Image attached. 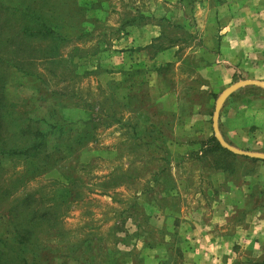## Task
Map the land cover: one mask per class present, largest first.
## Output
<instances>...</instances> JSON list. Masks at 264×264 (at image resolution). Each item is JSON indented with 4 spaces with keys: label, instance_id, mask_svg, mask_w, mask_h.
I'll list each match as a JSON object with an SVG mask.
<instances>
[{
    "label": "crops",
    "instance_id": "crops-1",
    "mask_svg": "<svg viewBox=\"0 0 264 264\" xmlns=\"http://www.w3.org/2000/svg\"><path fill=\"white\" fill-rule=\"evenodd\" d=\"M152 1L157 7L147 9L155 20L128 23L114 41L120 60L110 74L113 103L123 106L114 120L129 129L109 158L127 148L128 165L147 174L137 208L158 220L143 232V250L161 249L159 263L182 256V264H264V161L202 148L215 136L219 96L239 80H264V0ZM170 17L193 30L167 39ZM139 93L145 101L134 110L131 97ZM219 126L232 145L264 150V88L230 92ZM150 251L144 255L155 259Z\"/></svg>",
    "mask_w": 264,
    "mask_h": 264
},
{
    "label": "rangeland",
    "instance_id": "rangeland-1",
    "mask_svg": "<svg viewBox=\"0 0 264 264\" xmlns=\"http://www.w3.org/2000/svg\"><path fill=\"white\" fill-rule=\"evenodd\" d=\"M0 4L17 7L20 11L26 9V12L18 13L20 18L16 24L22 22L29 11H34L35 17L31 20H34L39 30L49 24L60 32L62 38L68 39L64 45H60L61 57L54 61L41 59L47 48L39 35L31 39V56L35 57L34 64L30 66L33 74L14 68L1 70L3 66H0L5 80V93L13 110L23 116L37 118L38 122H33L32 129L46 131L49 149L61 148V154L57 157L64 155V152L66 156L60 171H50L35 180H31L34 176L31 172L17 175L22 178L21 187L12 194L16 199L10 201L12 206L32 193L33 207L38 211L37 219L43 218V203L46 202L50 207V222L39 223L35 227L39 243L37 247L44 256H39L38 262L182 264V256L177 260L169 258L159 263L157 259H160L161 249L143 250L146 246L143 232H148V227L151 229L154 223H158V220L148 221L142 209L135 207L136 191L144 183L141 175L147 174H144L139 164L138 168L136 164L133 167L128 165L127 157L132 155L124 153L127 148L116 158H109V149L112 146L121 147L129 128L98 111V107L90 109L89 106L97 102L117 112L123 110L119 101L110 104L114 86L110 78L111 66L120 60L112 54L117 51L113 49L114 41L126 32L128 21L155 20L147 7H157V2L0 0ZM170 18H167V39L193 30L179 29L173 24L174 18ZM74 25L76 27H72ZM170 69L172 72L173 68ZM139 105L137 103L133 109ZM92 115L99 118L97 124L90 121ZM11 118L13 123H24L22 118ZM99 151L102 156L97 155ZM139 157L142 155L137 156L138 160ZM14 164L22 165L26 161L19 158L7 161L9 168ZM155 166L156 163H152L149 169ZM34 167L30 164L31 169ZM41 170L38 168L37 172ZM12 172L7 171L6 178L11 177ZM112 179L125 185L114 187ZM5 183L8 181L2 183L3 186ZM8 206L0 204V208H6L5 211ZM194 206L191 202L186 210H192ZM2 228H5L4 220L0 219ZM19 247L26 248L24 245ZM160 247H165V244H160ZM145 251H150L155 259H148L150 255L146 257Z\"/></svg>",
    "mask_w": 264,
    "mask_h": 264
},
{
    "label": "trees",
    "instance_id": "trees-1",
    "mask_svg": "<svg viewBox=\"0 0 264 264\" xmlns=\"http://www.w3.org/2000/svg\"><path fill=\"white\" fill-rule=\"evenodd\" d=\"M19 12H26V9H21L20 11L17 7H8L0 4V66H3L1 70L14 68L27 74H33L30 66L34 64L33 60H35V57L31 56L33 46L30 40L39 35L40 41L44 42L47 48L44 50L45 54L41 59L54 61V59L61 57L60 45H64V41L68 39L62 38L59 34L60 32L53 26H49V24L43 25L39 30L34 20H31V18L35 17L34 11H29L27 15H24V20L16 24L17 19L20 18ZM131 22L133 21L130 20L127 24ZM72 27H76V25ZM80 37L81 35L77 36V38ZM4 81L3 72L0 71V204H9V208L6 211V208H0V219L4 220L5 226V228L0 229V264H42V262H38V257L43 255L41 249L37 247L39 243L38 239H36L37 232L35 227L39 223L50 222L48 216L50 207L46 202L43 203L41 206L43 218L37 219L36 214L38 211L33 207L31 198L34 195L32 193L27 194L25 198L12 206L10 201L16 199L12 197V194L17 193V189L21 185L22 178H18L17 175L31 172L34 174L31 180H35L50 171H60V167L66 156H64V152V155L62 154L60 157H57V155L61 154V148L49 149V138L47 139L48 135H46V131H43L41 128L32 129L33 122H38L37 118L23 116L13 110L12 103L5 93ZM212 95L216 98L218 94L212 93ZM143 97L145 95H142V93L132 96L131 108L133 109L137 103L145 101ZM113 101H115V97L112 93L110 104H113ZM89 106L90 109L98 107V111L101 110L107 117L117 119L115 109H108L103 103L96 102V105L90 104ZM134 110H137V108L135 107ZM98 115H100L99 112ZM11 117L22 118L24 123H13V118ZM90 121L97 124L99 118L92 115ZM124 125L129 127V124L125 123ZM132 128L134 129L133 137L139 140L140 137L135 130L136 127L132 125ZM63 143L66 142L64 141ZM203 144L205 145L202 146L203 149L208 145L209 147L221 148L231 157L236 156V154L222 147L215 136H212L208 142H204ZM243 157L251 158L247 156ZM11 158L25 160L26 164L17 166L14 164L13 167L9 168L7 161ZM251 159L262 160L257 158ZM30 164H33L35 167L31 169ZM38 168H42V170L37 172ZM9 170L13 172L11 173V177L6 178L7 171L9 172ZM12 175L14 176L13 178ZM12 179L14 181L11 182ZM6 181L8 183H5V186H3L2 183ZM111 181H114L116 184L115 179ZM19 245H24L26 248L19 247ZM31 253L32 258H30Z\"/></svg>",
    "mask_w": 264,
    "mask_h": 264
},
{
    "label": "water",
    "instance_id": "water-1",
    "mask_svg": "<svg viewBox=\"0 0 264 264\" xmlns=\"http://www.w3.org/2000/svg\"><path fill=\"white\" fill-rule=\"evenodd\" d=\"M244 85H257L260 87L264 88V80H253V79H247V80H239L236 83L232 84L226 91H224L219 98L217 99L216 103V108L213 116V127H214V132H215V137L219 141V143L226 148L227 150L239 154L242 156H247L251 158H257V159H262L264 160V152L263 151H252V150H245L238 148L231 143H229L223 136L220 126H219V121H220V112L222 108V103L227 97V95L236 90L239 87H242Z\"/></svg>",
    "mask_w": 264,
    "mask_h": 264
}]
</instances>
